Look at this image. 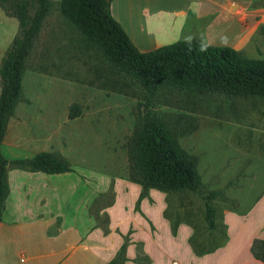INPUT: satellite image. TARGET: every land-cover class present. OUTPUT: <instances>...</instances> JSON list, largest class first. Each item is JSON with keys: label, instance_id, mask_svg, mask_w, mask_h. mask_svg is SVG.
<instances>
[{"label": "rangeland", "instance_id": "1", "mask_svg": "<svg viewBox=\"0 0 264 264\" xmlns=\"http://www.w3.org/2000/svg\"><path fill=\"white\" fill-rule=\"evenodd\" d=\"M252 7L264 8V0ZM258 21L251 27L245 23L251 37L240 52L249 59H264V23ZM17 32V20L0 7V62ZM139 94L137 86L110 71L102 54L54 3L27 62L22 98L8 120L1 153L21 159L52 150L90 180H129L128 144L137 123ZM73 105L80 112L70 119ZM153 110L176 132L182 149L196 158L200 177L197 192L167 195L165 216L171 226L190 222L199 252L226 243L227 214L248 216L243 231L254 229L264 238V100L161 93ZM190 123L195 129L180 134ZM211 191L219 193L212 202L213 231L201 199ZM103 198L109 201L110 193ZM232 237L240 243L237 232ZM144 257L139 263L150 264Z\"/></svg>", "mask_w": 264, "mask_h": 264}, {"label": "crops", "instance_id": "2", "mask_svg": "<svg viewBox=\"0 0 264 264\" xmlns=\"http://www.w3.org/2000/svg\"><path fill=\"white\" fill-rule=\"evenodd\" d=\"M257 1L112 0L110 12L140 52L192 39L242 51L251 37L249 27L256 20L264 23V8L252 7ZM72 169L46 175L7 167L0 264H109L125 241L123 264H140V254L150 264H261L250 254L252 240L259 238L254 229L243 231L248 216L225 215L226 243L199 256L189 243L195 231L187 221L172 232L165 216L167 193L149 190L137 210L138 184L90 180ZM106 193L111 195L107 202Z\"/></svg>", "mask_w": 264, "mask_h": 264}, {"label": "trees", "instance_id": "3", "mask_svg": "<svg viewBox=\"0 0 264 264\" xmlns=\"http://www.w3.org/2000/svg\"><path fill=\"white\" fill-rule=\"evenodd\" d=\"M111 2L60 0L58 4L63 15L102 54L110 71L123 83L138 87L140 101L136 106L137 123L128 144V179L141 188L136 203L138 210L141 199L146 198L151 189L171 194L197 192L200 186L196 158L182 149L176 132L153 110L158 96L177 92L190 96L217 93L232 98L258 97L264 100V59H249L231 47L209 46L198 39L178 41L140 52L112 17ZM54 3L57 2L0 0V7L6 16L18 22V32L0 62V222L8 194L9 165L46 175L73 172L64 158L49 152H39L21 159H7L1 153L8 120L22 98V78L27 62ZM79 112L77 105L71 106L69 118L78 117ZM189 126L179 133L184 135L195 129L194 124L190 123ZM218 196V191L201 195L210 231L216 227L212 202ZM188 224L191 225L190 222ZM175 229L176 226H171L173 233ZM195 235L189 239L195 254L204 256L211 253L212 250L199 252L194 244ZM125 247L126 241L109 264H123ZM250 254L264 264V238L252 240ZM144 259L148 263L149 258L145 256Z\"/></svg>", "mask_w": 264, "mask_h": 264}]
</instances>
